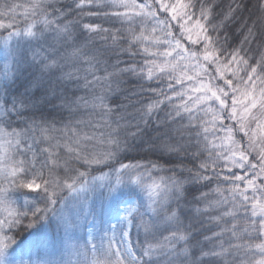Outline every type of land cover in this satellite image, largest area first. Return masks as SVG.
Segmentation results:
<instances>
[{
	"label": "snow or ice",
	"instance_id": "6c2138e0",
	"mask_svg": "<svg viewBox=\"0 0 264 264\" xmlns=\"http://www.w3.org/2000/svg\"><path fill=\"white\" fill-rule=\"evenodd\" d=\"M0 264H264V0H0Z\"/></svg>",
	"mask_w": 264,
	"mask_h": 264
}]
</instances>
